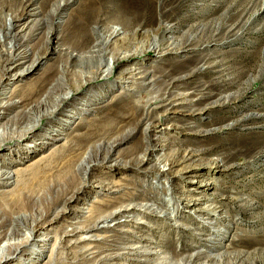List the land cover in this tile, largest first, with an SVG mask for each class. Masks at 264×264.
Masks as SVG:
<instances>
[{
	"label": "bare ground",
	"instance_id": "1",
	"mask_svg": "<svg viewBox=\"0 0 264 264\" xmlns=\"http://www.w3.org/2000/svg\"><path fill=\"white\" fill-rule=\"evenodd\" d=\"M14 1H19L18 7L13 5ZM191 1L199 2L183 9L185 15L176 17L173 11L182 7L184 1L41 0L38 7V0H0V264H39L44 257L47 258L42 264H85L86 261L126 264L137 261L134 257H141L139 264H264V209L254 203L221 212L216 206L200 209L214 220L193 216L185 218L187 222L183 218L167 225L172 219L162 216L166 221L164 226L152 232L161 240L137 237L139 243L145 240L148 246L135 242L122 247L119 238L99 235L112 227L107 225L109 221L120 216L134 219L131 214L136 211L147 214L150 211V215L160 217L153 206L131 203L134 195L149 200L148 193L152 191L150 186L149 190L142 187L146 180L140 182V173L170 174L172 167L180 162L202 160L203 151L180 149L170 158L158 160L153 168L141 170L146 164L143 154L155 149L152 142L145 140L161 118L168 119L171 113L167 110L165 116L153 119L156 109L179 107L184 109L177 114L181 116L209 114V124L212 120L224 123L231 118L233 121L222 131L238 129L241 118L249 121L264 116L260 111L249 113L256 107L253 102L247 107L239 103L261 81L264 65L259 66L257 76L247 80L242 78L245 70L234 75L228 63L208 60L185 68L177 67L182 63L172 65L173 72L184 69L183 74L175 77L166 74L165 69L142 67V64L114 77L120 66L136 59L154 56L158 64L170 55H193L205 48L232 46L246 35L250 26L242 23L241 8L233 13L234 8L228 7L221 16L210 20L223 5L215 0V5L209 4V0ZM74 4L77 7L69 13L65 11ZM232 15L236 21L229 26ZM26 16L32 20L20 24ZM198 17L204 20L188 26ZM209 23L213 26L208 27ZM223 32L225 41L219 43L218 37ZM179 33L181 37H176ZM249 48L253 46L247 44L238 52L244 53ZM257 53L262 56L264 49ZM48 61H53L52 67L42 69L36 78L29 80ZM158 70L160 75L155 76ZM209 74L213 77L197 80ZM121 86L124 91L115 96V90ZM144 90L151 91L148 98L141 96ZM120 94L123 99L119 98ZM110 96L111 101L106 102ZM155 104L159 106L153 110ZM232 107V111L223 112ZM210 111L231 113L237 118H211ZM205 123L201 120L200 124ZM46 125H49L47 129ZM139 130L143 135L141 141L148 143L143 154L131 161L114 158L116 148ZM222 131L203 129L190 135L196 138L219 135ZM163 165L170 169L162 171ZM16 166L23 167L15 169ZM201 169L222 173L234 171L235 166H226L224 159L203 161L173 177L183 178L188 172ZM123 170L140 173L123 179L126 184L113 182L109 177ZM95 171H100V176ZM94 178L96 182H92ZM254 183L255 176H251L246 184L251 187ZM137 185L139 188H131ZM87 190L94 191L92 194L98 197L102 196L101 192H123L124 196L115 201L104 195L108 203L95 208L97 202L85 203L76 212L75 220L53 230L72 213L71 205ZM253 199L264 200V187L253 194ZM170 200L176 206L170 214L183 215L187 207L182 199L172 195ZM201 200L192 201L197 204ZM150 201L165 204L164 200ZM238 201L242 198H231L233 205ZM115 202L122 205L112 210L110 204ZM231 214L240 216L239 220L234 223ZM133 223L145 224L136 219ZM238 225H245L246 231L235 227ZM234 227L238 231L227 240V233ZM192 230L195 231L190 235ZM224 239L228 243H222ZM115 250L121 252L112 253Z\"/></svg>",
	"mask_w": 264,
	"mask_h": 264
},
{
	"label": "rangeland",
	"instance_id": "2",
	"mask_svg": "<svg viewBox=\"0 0 264 264\" xmlns=\"http://www.w3.org/2000/svg\"><path fill=\"white\" fill-rule=\"evenodd\" d=\"M178 0H173L172 3L176 2ZM182 3L184 1V5L182 7H179V4H175V6H178L173 11V16H182L185 15L186 12L183 11V9H190V5H193V3H198L199 1H192L189 0H181ZM216 2H219V5H223L222 9L216 13L215 16L211 17V19L218 18L221 16L228 7L234 8L233 13L237 12V9H240L242 13V20L243 24H248L250 26L247 28L248 31H246V35L240 39V41L237 43H234L232 46L228 45H219L214 46L213 48H205L198 51V53L189 55V54H182V55H170L167 58L161 59V61L157 64L159 60L155 59L154 56H149L148 59H136L132 63H129L128 65H122L115 73V78L119 76L120 73H122L124 70L137 67V64H142V67H157L159 70H164L166 74H169L173 77L183 74V71L173 72L171 69V66L174 64L182 63L181 65H177L179 68H185L190 66L192 63H203L202 61H207L209 63H228L227 66L230 69V71L235 75L238 74L240 70H245V74L242 78L244 79H250L253 76H257L258 72L260 70L259 66L264 65V54L261 56L260 54H255L259 49H264V0H215ZM41 0H38L36 2L37 6L40 7ZM19 1H14V6H19ZM209 4L215 5L213 0H209ZM247 4V5H246ZM249 4V5H248ZM252 4V5H251ZM244 6V7H243ZM251 6V7H250ZM77 7V4L69 6L68 9H66V12H70L73 8ZM248 8V9H247ZM246 9V10H245ZM251 9V11H250ZM245 11V12H244ZM250 11V12H249ZM246 14V15H245ZM254 15V16H253ZM233 19L231 18V22H228L227 24L233 25L236 21L235 15H232ZM257 16L255 20L254 17ZM252 18V20H251ZM32 18L26 16V18L20 22L21 23H28ZM204 18L198 17L196 20L188 26L193 24H198L202 22ZM209 20V19H208ZM250 21V22H249ZM213 26L211 23H209L208 27ZM188 27L186 28V30ZM183 30V29H182ZM194 32V31H193ZM225 32L221 34L218 38L220 39L218 42L223 43L225 41L224 38ZM261 35V36H260ZM170 36V35H169ZM167 36V37H169ZM176 37H181V34H175ZM166 37V38H167ZM247 40V41H246ZM222 41V42H221ZM252 43V44H251ZM196 44V43H195ZM253 46V48H249L246 52L240 53L238 52L240 48H244L246 45ZM198 46V44H196ZM212 47V46H211ZM193 58V59H192ZM157 60V62H156ZM110 63V62H109ZM53 61H48L40 68V71L37 72L34 76H32L29 80L36 78L38 76V73H41L42 69L45 70L49 66L52 67ZM155 72V76L160 75L161 71ZM154 71V69H153ZM210 76L213 77V74H209L207 77L204 75L199 76L197 80L199 81H205V78H209ZM18 84V83H17ZM123 86V85H122ZM118 87L114 95L117 96L118 93H121L124 91V87ZM125 86V85H124ZM181 89H178L179 91ZM151 91L144 90V93L141 94L142 97L148 98L150 96ZM121 95V94H120ZM119 95V96H120ZM137 96V95H136ZM111 96L107 99L106 102L111 101ZM113 98V97H112ZM123 99V95L119 97ZM130 98H135L134 96ZM245 99L242 102L243 106H248L252 102L256 105V107L251 108L249 110L250 112H258L260 111L262 114H264V66H263V72L261 81L255 85L244 97ZM105 102V103H106ZM234 105V104H232ZM159 105H154V107H158ZM234 108L226 109L223 112H229L232 111ZM66 109V113H67ZM154 110V109H153ZM167 110H170L168 119L161 118V121L159 122L157 128H155V131H151L149 138L145 141L152 142L153 146H155V149L148 150L149 152L147 154H143L144 150L148 148V143H143L141 140L143 138L142 131L139 130L136 132V134L128 140V142L123 143L119 145L116 148V151L114 152V158H119L124 161H131V159L135 158L136 156H139L141 154L146 155V164L143 165L142 169H150L153 168L156 163H158V160H163L166 157L170 158V155L173 153L178 152V150H197V151H203L204 154L202 156V160L198 161V158L195 160H188L184 163L180 162L177 166L172 167V172L170 174H164V175H154L153 172L150 175H146L145 173H136L135 171H129V170H123L118 173H115L112 176L113 182H117L120 184H126L127 181H124L123 179L131 178V176L138 175L140 173L141 183L146 180L142 187L149 190V186L152 188L151 192L148 193L149 200L145 199V197H141L140 195H134L135 197L131 200V203L138 204V205H145L148 204L150 206H153L158 210V214L160 217H155L153 215H150L152 212L149 211V214L147 213H140L139 211H136L135 214H131V216L136 217L137 221H142L145 224L142 225H136L133 223V218H127L124 216H120L115 220L109 221L107 225H112V227L104 229L103 231L99 232V235L106 236L110 238H119V243L123 244L122 247L127 246L128 244L134 245L135 242L139 243L140 238L148 239L152 238L155 241H159L161 239L156 238L153 236V231L156 227H162L164 226L163 217H168L172 220L166 222L167 225L174 223L175 221L184 220L187 222L188 220L185 218L196 216L200 220H204L203 217H210L212 220L215 218L209 215H205L203 212H200L201 208H206L209 206H216L219 208L220 212L224 211L225 208L233 207L239 208L242 206L247 205V203L251 204L254 203L258 208L264 209V200L262 201H256L253 199V194L258 192L259 189L261 190L262 187H264V116L261 119L258 120H249V121H243L242 118L239 119L238 129L231 130V131H222L225 129V127L233 121L231 118L228 117H234L237 118V115H232L231 113H213L210 111L211 118L223 116L225 118H228L227 122H217L218 119L212 120V124H209L207 121L208 115H201L197 114L195 116H181L177 115L180 113V111L184 110L179 107H169L166 106L165 108H159L154 111L152 114L153 119H157L158 116H165L167 114ZM248 113V114H249ZM246 114V113H244ZM258 115V113H255ZM201 120L206 122L204 125H201ZM49 125L44 126L45 129H47ZM181 127L184 128V130H181ZM251 130L250 128H254ZM218 130L222 131L224 133H221L219 135H209V136H191L190 133H197L200 130ZM162 131V132H161ZM157 138H161V142L157 140ZM37 157V156H36ZM35 157V159H36ZM168 159V158H167ZM220 159H224V162L226 163V166L228 167H234V171L230 172H222L219 173L217 170H203L201 169L198 172H188L183 178H175L173 177L178 172H183L185 170H189L190 168L195 167L196 165L204 162H216ZM23 166H16V168H22ZM162 171L169 170V167H162ZM100 171H95L94 174L96 176H100ZM251 176H255V183L251 187H249V184L247 183V180ZM106 177V176H105ZM104 178V177H103ZM97 179H93L92 182H96ZM199 183V184H198ZM216 184V185H215ZM95 184H93L94 186ZM172 185V186H171ZM202 187L199 188V187ZM218 186L221 189H218ZM131 187V186H130ZM170 187H175L176 189H170ZM131 188H139V185L133 186ZM226 189L223 190V189ZM141 190V188H140ZM97 191V189H95ZM94 191L87 190L84 194L80 196V199L71 205V209L73 210L72 213H70L64 220L60 221L57 224V228H54L53 230H58L60 227L65 225L67 222H72L77 218V211L84 207V204H90L94 205V201L97 202L93 206L100 207L101 205L98 204H104L108 203L105 202L107 200L103 199L104 195L111 197V199L118 200L120 197L124 196L123 192H116L113 194H106L105 192H101L102 196H97L95 194H92ZM131 192V189L130 191ZM92 194V195H90ZM147 195V194H146ZM172 195L176 196L179 199H182L181 202L186 206L187 208H184L183 215L177 214L176 217L174 215L170 214V210L172 211L174 206L173 202L170 200ZM161 200H159V198ZM241 197L242 201L236 202L235 205L232 204L231 198H238ZM244 197V198H243ZM197 198L202 199L201 201L197 202V204H194L192 200H195ZM87 199V200H86ZM151 199H157V201L164 200L165 204H158L156 202L150 201ZM82 200V201H81ZM192 201V202H191ZM126 204H130L129 202H125ZM123 203V204H125ZM160 203V202H159ZM185 203H191L190 205H187ZM112 210L119 208L122 204L121 203H114L110 204ZM183 208V206H181ZM108 211H112L110 209H104ZM134 212V211H133ZM221 214V213H220ZM173 216V217H172ZM178 216V217H177ZM181 216L182 218H180ZM187 216V217H185ZM240 216L237 214H231L230 219L233 220L235 223L238 221ZM244 220H248L247 217L244 216ZM128 222V224H126ZM180 222V221H179ZM205 223V222H204ZM207 223V221H206ZM120 224V225H119ZM131 225V226H130ZM237 228H240L242 231H246L245 225L241 226H235ZM235 227L230 230L227 233V240H229L233 233H236ZM264 227V226H263ZM115 228L118 230L115 231ZM194 229V228H193ZM119 230H126L132 232V234H126L122 233L120 234ZM240 230V232H241ZM249 230V229H247ZM195 230L190 231V235ZM96 233V232H95ZM135 234V235H133ZM189 234V233H188ZM136 236V237H135ZM139 239H138V238ZM226 236H224L225 238ZM163 238V236H161ZM237 239V238H236ZM226 239L221 240L222 243H228V241H225ZM145 240H142L141 243H139L142 246H148L149 243L144 242ZM131 242V243H130ZM190 240H188V243ZM102 246V244H101ZM156 247V246H154ZM121 251H112V253H118ZM47 258V257H46ZM43 258L42 261H40L39 264H42L43 261L46 259ZM137 261L141 260V257H134ZM137 261H129L126 264H139ZM93 261H86L85 264H92Z\"/></svg>",
	"mask_w": 264,
	"mask_h": 264
}]
</instances>
